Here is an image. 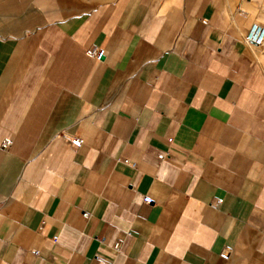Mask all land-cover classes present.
<instances>
[{
  "label": "crops",
  "instance_id": "1",
  "mask_svg": "<svg viewBox=\"0 0 264 264\" xmlns=\"http://www.w3.org/2000/svg\"><path fill=\"white\" fill-rule=\"evenodd\" d=\"M256 23L264 0H0V264H264Z\"/></svg>",
  "mask_w": 264,
  "mask_h": 264
},
{
  "label": "built area",
  "instance_id": "2",
  "mask_svg": "<svg viewBox=\"0 0 264 264\" xmlns=\"http://www.w3.org/2000/svg\"><path fill=\"white\" fill-rule=\"evenodd\" d=\"M245 39L247 42L257 46V45H260L263 41H264V26H262L261 24H253L249 27V29L246 31L245 33ZM87 56L88 57H91V58H96V59H101L103 56V50L101 49H96V48H93L92 50H88L86 52ZM82 143V140L79 138H71L70 140V145L73 149H76L78 147H80ZM11 144V141L10 140H4L3 142V146H9ZM163 157V156H162ZM162 157H159L160 159H162ZM143 202H145L146 204L147 203H150V199L148 196H144L142 198ZM85 215H87L88 213L87 212H83ZM115 247H117V245H115Z\"/></svg>",
  "mask_w": 264,
  "mask_h": 264
}]
</instances>
